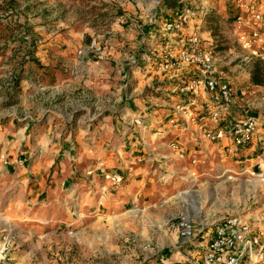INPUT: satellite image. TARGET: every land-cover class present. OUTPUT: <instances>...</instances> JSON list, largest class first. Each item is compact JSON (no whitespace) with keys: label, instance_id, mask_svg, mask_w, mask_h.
Instances as JSON below:
<instances>
[{"label":"rangeland","instance_id":"1","mask_svg":"<svg viewBox=\"0 0 264 264\" xmlns=\"http://www.w3.org/2000/svg\"><path fill=\"white\" fill-rule=\"evenodd\" d=\"M185 11L190 16L182 35L202 38L215 70L231 85L236 109L258 117L264 131V48L255 56L240 47L231 1L0 0V125L12 119L18 128L52 124L47 143H30L23 176L53 175L64 183L35 199L41 188L28 195L31 180L5 179L0 158V237H16L10 264H161L179 250L175 226L182 219L195 233L231 215L264 219V183L255 187L263 166L221 161L212 146L197 147L202 153L191 166L163 150L169 140L154 136L155 122L133 133L135 156L145 159L133 185L122 182L97 200L91 183L77 186L86 167L78 147L82 157L106 148L96 160L117 167L129 158L130 146L118 132V123L133 117L125 109L129 102L143 98L153 112L163 109L159 99L172 104L173 82L162 81L154 66L163 47H179L181 34L164 32L163 25ZM26 141L23 131L9 135L0 157L7 161L6 150L9 158L22 151L23 160L28 154L20 143ZM184 191L193 194L171 199Z\"/></svg>","mask_w":264,"mask_h":264},{"label":"built area","instance_id":"2","mask_svg":"<svg viewBox=\"0 0 264 264\" xmlns=\"http://www.w3.org/2000/svg\"><path fill=\"white\" fill-rule=\"evenodd\" d=\"M221 1H231L236 10L233 27L240 47L258 55L264 48V0ZM189 16V11L179 12L163 25L164 32L181 35L177 43L179 47L174 52L171 47H163L154 66L156 75L162 81L173 82L170 88L175 94L170 95L173 102L167 121L165 125L160 123L163 128H157L154 136L160 138L168 130L177 131L191 126L204 141L221 143L220 159L237 158L238 150L257 147L264 167V131L260 120L246 110L236 109L231 85L215 70L212 53L205 47L202 38L194 32L182 35ZM131 123L137 127L144 126L142 118H135ZM169 147L180 161L187 158L189 165L198 164L197 153L187 156L186 150L174 140ZM0 158L6 166L4 156ZM224 170L225 173L231 172L229 168ZM258 175L264 179V169L260 168ZM103 179L112 187H119L122 183L119 175L104 174ZM175 227L180 245L188 247L185 254L187 260L173 262L165 258L161 264L264 262V219L256 221L231 215L221 219L213 230L202 228L198 233L186 219L180 220ZM15 239V235L10 234L0 237V264L12 262ZM195 241L198 242L196 245Z\"/></svg>","mask_w":264,"mask_h":264},{"label":"crops","instance_id":"3","mask_svg":"<svg viewBox=\"0 0 264 264\" xmlns=\"http://www.w3.org/2000/svg\"><path fill=\"white\" fill-rule=\"evenodd\" d=\"M198 19L201 18L200 15H198L197 17ZM164 90V88H162ZM169 96V95H167ZM177 96V95H176ZM144 97H147L146 95ZM178 97V96H177ZM176 97V98H177ZM141 100H132L131 102H129L127 104V108H125L128 112L131 113V115L133 116L131 120L135 119V118H142L144 126L142 127H136L135 125H133L131 122V120H124L123 123H118L120 130L118 129V132H122L123 133V137L125 139L124 141V147L125 146H130L128 147V149L130 148V151H126L124 153H127L129 158L124 159L122 162L121 167H117L120 166L118 164L113 163L110 164V162L108 161L107 158H104L105 161H101L99 162L98 160H96L98 158V156L100 154H102L103 152L105 154L109 153L107 151L106 148L103 147H95V148H91L92 152H95L98 154L97 157H92L91 155H84V157H82V153H83V149H81V147L78 149H80L79 152V158L80 160L83 159L84 162L86 163V167L82 168L83 170V174H79L80 176V183L77 184L78 187H84L87 185V183H85V181H87L88 183H91L89 188L91 190L90 191V196L94 197L93 199H104L107 196L112 195L110 190H116L118 189V187H112L110 186V184L108 182H106L103 179V175L104 174H110V175H119L122 177V182L124 183V185H126L127 189L129 186L133 185L135 183V178L136 176V172L142 170V167H145L143 162H144V157L136 155L135 156V152H137L138 149H135L134 147L139 145V140L137 141V138H134L133 133H135L138 129H142L145 128V130L147 131L146 127L153 125L152 122L156 123V126L158 129L163 128V125H165V120L166 119H162V118H167L168 114H169V110H170V106H171V102H169L167 99L164 98V101H160L159 99V107L162 106L163 109H159V111L157 112H153L154 110H152V106L151 104H148L145 100H143V98H140ZM148 99V97H147ZM149 100V99H148ZM139 102V103H138ZM173 102V101H172ZM132 103V106H131ZM138 103V105H137ZM153 104V103H152ZM130 115V114H128ZM130 115V116H131ZM158 116V117H155ZM152 117V118H151ZM15 119H12L10 121H5L4 123H1L0 125V132H2V136H1V140L2 143L0 144V146H4L5 144L4 139L7 141L9 139V135H12L14 132L18 133L20 131H23V134L27 135V143L21 142L20 146L25 147V152L28 154L27 157H25L23 160H21V156H25L22 155V151H20L18 153L17 156H12L11 158H9V153H7L8 151L6 150V158H7V165L5 167H1V169L3 170L4 173V178L5 179H12L14 180L16 183H20L24 180H31V183L27 189V193L28 195L32 193V191L34 189H36L37 187L41 188L39 189L40 191H38V193L35 195V199L40 195V194H47V196H50L52 194L53 191L58 190L59 188L61 189L62 185H64L63 182H59V179L56 177H54L53 175L50 176L48 178V175L45 176H39V174L36 175L35 179H29L28 177H24L23 176V169L27 168L26 166H28L30 164V153L32 151H30V143L35 144V143H42L44 142L47 143L49 140L45 137V133L48 132V128L53 127L52 124H41L38 121L34 122L33 124L30 123H26V126L22 127V128H18L17 123L18 121L16 120V123L14 124ZM160 123H164L163 125H160ZM182 124V123H181ZM132 125L134 127H132ZM146 125V127H145ZM184 125V124H183ZM17 129V130H16ZM58 129V128H57ZM117 129V126H116ZM60 131H62V129H58ZM144 130V131H145ZM151 130V129H149ZM17 131V132H16ZM128 132V133H127ZM127 133V134H126ZM198 137V139H197ZM162 139H166L169 140V143L171 141H175L178 144H180L183 149L186 150L187 152V156L189 155H195V153H199L196 152V149H199L197 147L199 146H212L211 148H213L214 150H217L218 153L221 152V143H209L207 141H204L202 136H200L195 130L194 128H192L191 126H187L184 129L181 130H177V131H171L168 130L164 136L160 137ZM135 139V141H134ZM200 139V141L198 142V140ZM64 141H66V139H64ZM169 143L165 146V148L163 147V150H170L169 147ZM138 144V145H137ZM56 147H58V151L60 150V146L57 145ZM100 148V149H99ZM3 150V148H1ZM201 150V149H200ZM169 151V152H170ZM202 153V151H201ZM259 152L257 150V147H251V148H246V149H240L238 150V154H237V158H230V159H235L237 161H234L236 164H242V163H248L250 161H253L257 166V168L262 167L263 163L261 158L258 157ZM259 158V159H258ZM221 161H226L224 160V158L221 157ZM229 160V159H227ZM257 160V161H256ZM183 161L188 162L187 158ZM48 165L47 167L50 168L52 165L53 160L48 161ZM233 162V163H234ZM232 165V164H231ZM35 166V165H33ZM234 166V165H233ZM263 169V167H262ZM93 170V171H91ZM230 170V169H229ZM88 173V174H87ZM34 174H36L34 172ZM88 175V176H87ZM28 178V179H25ZM92 186V187H91ZM97 187L98 189L101 190H95L94 188ZM98 191V192H97ZM34 199V200H35ZM101 205V203H99L98 207L96 204L97 209H99V206ZM198 240V239H197ZM195 245L196 243H198L197 241L194 242ZM184 247L179 245V250H177V252L175 253H169L170 256H167L165 258H167V260H171L173 262L176 261H184L187 260V257H185V254L187 252V248L188 247ZM191 250H193V248L191 247Z\"/></svg>","mask_w":264,"mask_h":264},{"label":"bare ground","instance_id":"4","mask_svg":"<svg viewBox=\"0 0 264 264\" xmlns=\"http://www.w3.org/2000/svg\"><path fill=\"white\" fill-rule=\"evenodd\" d=\"M143 130H145V128H143ZM264 183V179H262L261 181H259V182H257V183H255V187L257 188L259 185H260V183ZM193 194V192H188V191H184V192H180V193H178V194H175V195H173L172 197H171V199H176V198H185V197H188V196H190V195H192ZM75 210V212L77 211V208H75L74 209ZM78 213H79V211H77ZM134 213H136V211H134ZM83 217H82V215L81 214H78V220L79 219H82Z\"/></svg>","mask_w":264,"mask_h":264},{"label":"trees","instance_id":"5","mask_svg":"<svg viewBox=\"0 0 264 264\" xmlns=\"http://www.w3.org/2000/svg\"><path fill=\"white\" fill-rule=\"evenodd\" d=\"M252 82H253V84H255V85H258V84L260 83L259 80H258V77H257L255 74H253Z\"/></svg>","mask_w":264,"mask_h":264}]
</instances>
